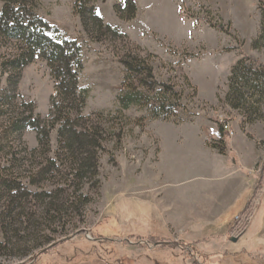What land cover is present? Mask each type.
Segmentation results:
<instances>
[{
	"label": "rangeland",
	"instance_id": "obj_1",
	"mask_svg": "<svg viewBox=\"0 0 264 264\" xmlns=\"http://www.w3.org/2000/svg\"><path fill=\"white\" fill-rule=\"evenodd\" d=\"M37 1L39 14L82 47L79 87L89 96L79 123L103 131V148L93 153L97 173L78 180L67 147L57 164L64 177L34 176L46 165L43 153H29L38 148L37 133L26 128L4 140L0 215L25 208L42 216L50 203L62 213L41 221L40 237L53 240L46 254L31 263L38 251L25 258L0 253V264H264V0H133L132 21L115 12L124 0H92L97 15L123 36L99 32L96 40L74 13L77 0ZM16 49L0 41V97L15 77L2 64ZM136 56L154 77L138 74L128 84L146 80L141 90L152 97L157 88L167 92L177 104L167 121L154 120L147 108L119 112L120 62ZM240 71L254 82L242 87L246 100L236 108ZM55 95L45 61L26 67L0 118L1 137L9 118L25 120L33 111L47 120ZM222 124L229 125L224 134ZM222 138L225 155L211 147L221 148ZM57 139L52 131L49 159L60 154ZM13 184L17 189L8 190ZM31 233L23 248L34 247Z\"/></svg>",
	"mask_w": 264,
	"mask_h": 264
},
{
	"label": "trees",
	"instance_id": "obj_2",
	"mask_svg": "<svg viewBox=\"0 0 264 264\" xmlns=\"http://www.w3.org/2000/svg\"><path fill=\"white\" fill-rule=\"evenodd\" d=\"M124 2V6H117L115 12L121 20L132 21L136 18L137 7L133 0H124ZM91 3L92 0H77L74 6V13L81 19L84 31L93 40H96L93 37L95 33L99 32H105V34H111L117 38L123 37L120 30L104 23L97 15L95 5L90 6ZM0 4V41L13 42L18 46L16 53L10 55L2 64V70L4 72H14L15 77H9V89L4 92L6 93L4 96L0 97V118L6 116L7 108L9 107V96L11 95L14 99L23 70L36 60L41 59L47 63L56 84V95L51 99L47 120H42L40 116L34 117L33 111L28 119L25 120L9 118L3 125L6 128L2 132V137L0 135V147L4 140L9 139L7 138L8 136L22 133L26 128H29L37 133L38 139V148L31 150L29 153L36 156L37 153L41 152L46 160V165H43L39 171L34 173V176L52 172L56 176L64 177L63 164L60 163L61 168L57 167V164L61 161V157H64V149L66 147L70 152L71 174H74L75 178L84 180L88 176L96 174L97 162L93 157V153L94 150H102L103 147L98 142V137L103 136L104 133L100 128H85L79 123V119L86 109L89 96L87 90L79 87L80 76L84 70L82 47L77 42L68 40L56 27L48 23L39 14L37 0H0ZM127 59L120 62L124 66V78L122 91L117 96L119 112L123 113L133 107L147 108L150 109L149 113L154 120H169L177 104L174 105L172 103L167 92L161 91L155 86L159 91L155 97H152V95L144 94L141 90L142 88H147L145 85L147 84L146 80L141 79L137 87L132 82L128 84V81L133 80V76L138 74L145 73L148 78L153 79V68L147 63L146 59H142L139 56L131 58L134 61ZM240 73L243 74L240 76V81L243 80L234 85L238 94L234 100L236 108L239 106L238 102L241 103L246 100V96L242 93V87L247 85L248 82H254L248 79L251 73H245V71H240ZM257 75L255 74V80L258 79ZM236 78L238 79V76ZM258 83L259 81H257ZM171 96L176 98L177 92ZM177 100L181 103L179 98ZM220 127L224 134L228 130L229 125L222 124ZM52 131L57 132L60 154L55 153L56 156L49 159L48 155L51 153L50 135ZM221 144V148L212 144L211 147L214 150L217 149L220 155H225L226 150L229 148L228 141L222 138ZM27 152V149H24V153ZM32 178L35 179L37 177ZM31 184L34 185L35 183ZM7 189L15 191L17 187L13 184ZM50 213H62V207L59 203L47 204L41 211L42 216H39L36 212L34 214L27 212L25 208L17 212L13 211L7 215L2 213L0 215V233L3 235L4 242L0 244V253L12 257L25 258L31 252L36 251L37 253L38 251L37 254L31 257V263L38 256L46 254L49 249H44V246H51L50 244L53 240L48 237L41 238L40 231L44 224L41 223L42 220L54 221L56 219V217H51ZM31 231L32 233L28 236L36 235L33 236L35 237V245L32 249L23 248V246L30 243L24 237L25 233ZM253 233L254 231L252 230L249 236H252ZM131 238H134V236H131ZM155 239V237H148L147 240ZM155 243L158 244V242Z\"/></svg>",
	"mask_w": 264,
	"mask_h": 264
},
{
	"label": "bare ground",
	"instance_id": "obj_3",
	"mask_svg": "<svg viewBox=\"0 0 264 264\" xmlns=\"http://www.w3.org/2000/svg\"><path fill=\"white\" fill-rule=\"evenodd\" d=\"M223 122V121H222ZM224 123V122H223Z\"/></svg>",
	"mask_w": 264,
	"mask_h": 264
}]
</instances>
